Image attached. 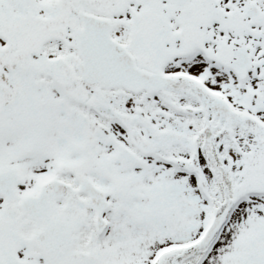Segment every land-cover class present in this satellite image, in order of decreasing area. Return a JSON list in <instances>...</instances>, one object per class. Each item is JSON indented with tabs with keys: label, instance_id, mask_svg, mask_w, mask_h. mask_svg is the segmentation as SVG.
<instances>
[{
	"label": "snow or ice",
	"instance_id": "obj_1",
	"mask_svg": "<svg viewBox=\"0 0 264 264\" xmlns=\"http://www.w3.org/2000/svg\"><path fill=\"white\" fill-rule=\"evenodd\" d=\"M0 264H264V0H0Z\"/></svg>",
	"mask_w": 264,
	"mask_h": 264
}]
</instances>
